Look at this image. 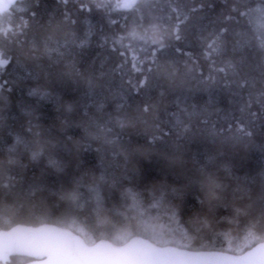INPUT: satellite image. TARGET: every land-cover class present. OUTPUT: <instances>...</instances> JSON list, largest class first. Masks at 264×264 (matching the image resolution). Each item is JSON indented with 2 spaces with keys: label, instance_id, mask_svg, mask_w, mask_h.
Instances as JSON below:
<instances>
[{
  "label": "trees",
  "instance_id": "obj_1",
  "mask_svg": "<svg viewBox=\"0 0 264 264\" xmlns=\"http://www.w3.org/2000/svg\"><path fill=\"white\" fill-rule=\"evenodd\" d=\"M151 3L137 12L117 7L122 0H18L0 14V52L9 60L0 68V183L25 206L11 220L0 216V229L61 221L108 240V231L94 235L81 222L89 205L65 218L71 205L62 199L87 193L103 174L106 208L129 215L125 192H139L146 219L174 246L237 253L264 240V51H233L231 35L251 34L239 11L258 0ZM152 24L167 34L155 55L150 41L117 42L133 28L151 37ZM223 29L229 42L217 54L205 38ZM229 60L235 71L216 70ZM145 75L150 86L141 87ZM240 126L252 135L237 133ZM209 175L220 188H210ZM153 194L164 196L155 208ZM108 219L119 235L121 224Z\"/></svg>",
  "mask_w": 264,
  "mask_h": 264
},
{
  "label": "snow or ice",
  "instance_id": "obj_2",
  "mask_svg": "<svg viewBox=\"0 0 264 264\" xmlns=\"http://www.w3.org/2000/svg\"><path fill=\"white\" fill-rule=\"evenodd\" d=\"M14 3V0H0V12H5ZM98 8L105 7L103 4H97ZM152 6L151 0H128V2L117 7L123 9H135L139 12L142 8L149 9ZM239 15L247 19L251 26L250 35L245 33H232L233 36V51L254 45L259 50L264 51V0H258L255 7H248L246 10L239 11ZM187 19V17L185 18ZM137 25L136 27H140ZM160 27L158 24H152L151 28L154 30L151 37L146 35H138L135 28L127 34V36H120L117 42H123L131 37L133 40L143 41L145 45L151 42V45L157 47L153 50L155 52L164 49L166 33H158L156 30ZM147 32V29L145 30ZM227 29L216 31L209 34L206 39L207 48L212 52L221 54L226 50L229 36L226 35ZM171 36L175 40H180L182 37L177 31H173ZM238 37V38H237ZM179 51V49H177ZM9 64L8 58L3 52H0V68H4ZM159 65H156L158 68ZM156 69L149 67L146 71L148 74ZM218 72H226L228 70L235 71V65L229 60L225 67L216 69ZM147 84L150 86L151 76L145 75L144 80L139 82V86L143 87ZM244 84H241L243 87ZM147 111V109H145ZM177 122L181 121L177 118ZM121 126L124 122L119 121ZM103 130V129H102ZM187 130V129H185ZM237 133L243 136H251V131H247L245 127L240 126L236 129ZM111 143V141H106ZM15 145H23L25 150H30V145L27 144L20 136H16ZM15 145L9 148V153L14 152ZM0 151H3L0 148ZM39 153L34 152L35 159ZM12 161L10 160L9 163ZM55 163L54 161L52 162ZM107 182V178L102 174L99 177V183L88 189L87 193L74 190L68 194L66 198L70 201V208L68 216L85 215L81 210L85 205H89L86 214V223L89 230L95 235L108 231V240L106 241L102 236L97 239L88 236L83 229H76L75 234L72 230H65L61 227H49L47 225L39 228H21L13 226L12 222L4 224V231L0 232V261L3 264H17L16 257L20 255L44 257L40 264H206L204 260L195 259L200 254H193L189 251H183L178 247H172L176 241L156 232V226L146 219L145 211H141V194L133 189H127L125 192V200L123 207L126 208L129 215L124 212H118L115 209H109L105 206V201L101 196L100 184ZM207 183L210 188L218 189L220 185L209 175ZM38 190V186H37ZM34 195L33 193H30ZM214 195V191L212 192ZM164 196L153 194V203L151 207L155 208L161 204ZM128 201H131L129 204ZM11 203V206H9ZM25 206L23 203L12 200V187L9 183H0V216L8 217L9 220L13 216L20 215L24 212ZM131 213H135L132 215ZM111 215L121 224L122 231L119 235H112L110 229H115L116 224L109 221L108 216ZM173 217L175 213L173 212ZM122 217L123 219H117ZM159 219V217H156ZM56 224L61 221H56ZM76 221L72 220L71 224ZM135 224L137 231L133 233L130 231ZM250 225L248 229L247 239L252 240ZM70 228V226H69ZM44 241L45 243H39ZM186 247V246H181ZM250 249L245 255L236 256L231 264H264V245H259L255 241L247 245ZM12 259H9V258ZM207 264H212L211 261Z\"/></svg>",
  "mask_w": 264,
  "mask_h": 264
},
{
  "label": "water",
  "instance_id": "obj_3",
  "mask_svg": "<svg viewBox=\"0 0 264 264\" xmlns=\"http://www.w3.org/2000/svg\"><path fill=\"white\" fill-rule=\"evenodd\" d=\"M6 2V0H5ZM17 2V0H14L13 5ZM128 2V0H122V4ZM12 5V6H13ZM11 6V7H12ZM10 9V7L8 8ZM7 9V10H8ZM3 13V12H0ZM49 226V227H61L65 230H71L68 227H63V226H59L53 223H40L37 225H24V224H14L13 226H19L21 228H39L42 226ZM5 229H0V232L4 231ZM73 231V230H72ZM73 234H75V231H73ZM107 241V239H105ZM39 243H45L44 241H40ZM97 243H99V239H97ZM257 246L259 245H264V240L262 241H258L256 242ZM172 247H177L174 245H171ZM183 251H189L193 254H200L199 256H196L195 259L197 260H204L207 264V262L211 261L212 264H231L232 260L236 257V256H242L245 255L250 249H245L242 252L239 253H231L228 251H222V250H216V249H209V250H191V249H187V248H183V247H178ZM21 257H26L28 258L27 261L19 263V264H40L41 260L45 259L44 257H37V256H25V255H20ZM11 258V257H10ZM9 258V259H10ZM0 264H3V261H0Z\"/></svg>",
  "mask_w": 264,
  "mask_h": 264
}]
</instances>
